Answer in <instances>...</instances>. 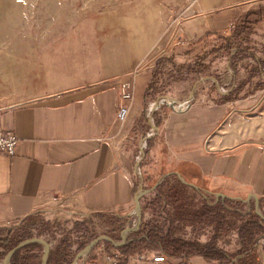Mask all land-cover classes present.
<instances>
[{
    "label": "crops",
    "instance_id": "crops-1",
    "mask_svg": "<svg viewBox=\"0 0 264 264\" xmlns=\"http://www.w3.org/2000/svg\"><path fill=\"white\" fill-rule=\"evenodd\" d=\"M261 6L264 0H189L169 24L156 18L148 24L144 18H128L126 29H137L138 35L126 38L121 50L112 47L102 54L94 79L36 102L0 106V133L11 132L19 138L14 155L0 152V264H5L9 244L23 234H30L23 240L40 237L50 244L47 264H72L77 253L100 235L119 241L124 229L137 223L133 213L139 190L136 166L143 144L147 149L140 168L144 186L151 189L141 199L143 222L159 224L164 234L171 227L176 239L215 246L226 258L209 260L187 250L177 257L165 253V262H140L142 252H164H126L123 246L102 240L77 264H112L104 258L103 245L109 255H118V264H236L234 258L238 264H264V245L249 249L240 241L238 250L244 251L232 254L231 246L222 241L228 230L239 236L244 214L237 206L255 201L252 194L259 197V209L264 211V144L236 141L237 136L229 131L235 103H247L255 96L253 88L246 89L257 70L251 65L242 67L251 58L245 55L238 60L240 82L234 92L224 93L215 86L195 93L185 111L164 108L152 118L147 112L166 94L163 89L180 86L189 93L193 84L183 83L188 78L193 81L206 70L226 67L228 59L223 62L212 49L221 46L218 37L232 36L249 12L257 18L250 35L256 50L252 57L264 61ZM147 9L155 7L150 4L143 10ZM200 62L206 70L196 66ZM123 77L132 83L133 100L129 118L121 123L116 85ZM225 117L229 118L221 124ZM150 121L155 123V135L149 134ZM174 171L198 190L195 193L190 186V195L185 197L186 221L179 218L178 204L165 197L155 203L161 191L177 183L173 177L179 178L169 174ZM249 196L248 202L236 198ZM200 209L202 216L194 217ZM43 213L66 225L55 230L20 226ZM28 245L16 262L25 256L32 264H42L44 245Z\"/></svg>",
    "mask_w": 264,
    "mask_h": 264
},
{
    "label": "rangeland",
    "instance_id": "rangeland-1",
    "mask_svg": "<svg viewBox=\"0 0 264 264\" xmlns=\"http://www.w3.org/2000/svg\"><path fill=\"white\" fill-rule=\"evenodd\" d=\"M188 1L0 0V106L36 102L51 93L94 79L96 72L100 71L102 54L112 50V47L121 50L126 38L138 35L137 29H126L128 18H144L145 24L149 23L150 18H156L162 19L164 25L169 24L177 20ZM150 4L155 9L144 11ZM256 19L253 12L248 13L250 31L238 37L236 44L221 55L223 62L228 59L226 67L210 73L205 69V74L194 77L193 81L188 78L183 83H189L190 87L193 84L195 93L215 86H219L217 88L221 92L232 93L237 88L238 81L240 82L238 60L248 55L252 61H243L242 67L251 65V69L255 68L257 73L246 91L253 88L255 96L247 103H235V116L231 119L229 131L237 136L236 141L254 140L264 144V64L259 62L262 59L256 61L252 57L256 56V50L250 39L254 25L257 24ZM217 43L219 45L220 42ZM161 87H164L163 84ZM163 90L166 94L156 99L159 100V109L151 108L147 112L153 115L164 108L174 112L182 111L191 91H182L180 86L169 91ZM244 93L245 91L239 100H242ZM169 104L174 105V108ZM227 118L229 117H225L221 124ZM153 124L155 123L150 121V135L156 134H152ZM146 149L142 148L139 153ZM138 170L145 176L141 168ZM137 177L140 183V178L138 175ZM231 207L235 209V206ZM254 208V200L247 206H237L244 214L243 222L250 219L249 216L256 219L252 215ZM260 211L264 212L262 208ZM259 222L264 227L262 221ZM65 225L63 220L54 221V218L43 213L34 217L33 221L22 222L20 226L27 230L34 227L55 230ZM16 232L14 235L19 234ZM222 241L231 246L229 249L232 254L243 250H238L240 237L230 230ZM256 245H264V235L257 234L252 241L243 244V247L250 249Z\"/></svg>",
    "mask_w": 264,
    "mask_h": 264
},
{
    "label": "trees",
    "instance_id": "trees-1",
    "mask_svg": "<svg viewBox=\"0 0 264 264\" xmlns=\"http://www.w3.org/2000/svg\"><path fill=\"white\" fill-rule=\"evenodd\" d=\"M259 13L261 20H264V6L260 7ZM250 26L251 25L249 21H246L243 25H239L236 27L232 36L218 37V39L222 41V44L221 46L214 47L212 49V53H216V56L223 55V53L227 52L232 47V45L236 44L238 37H241L250 31ZM259 62L262 65L264 64V61L262 60H259ZM196 66H198L200 70L205 69V65H203V63L201 62L196 64ZM173 178L177 181V183L170 187L168 190L161 191L158 197L156 198L155 203H160V200L165 197L168 202H172L176 205L178 204L179 218L183 221H186L188 205L185 202V197L188 194L190 195V186L184 184L182 181H180V179H177L175 176ZM194 192L197 193L198 190L194 188ZM252 215L256 219H253V217L250 216V219L243 222L242 225L239 227V237L243 244H245L247 241H252L257 234H262L264 232V227H262L259 222L261 220L264 224V220L253 211ZM196 216H202L201 209L195 214L194 217ZM170 221L173 222V219L171 220V217ZM227 221L229 223V219H227ZM28 236H30V234H23L17 240L9 244L7 252L12 249L13 246H15L18 242ZM26 247L27 246L21 248L13 255V257L11 258V264H32L30 257L25 256L21 257L19 263L16 262L17 258L20 255V252ZM121 249L126 252H136L138 250H159L168 254L171 257H177L182 252H186L188 250L190 254L201 255L209 260H222L226 258V253L216 248L215 246L200 245L198 243H188L185 240L174 238L171 235V227L167 231V233L164 234L163 229L160 227V225L157 223H152L151 221L143 222L140 230L136 232V235H132V237H130L128 242L123 245ZM50 258L51 254L49 256L48 263L50 261Z\"/></svg>",
    "mask_w": 264,
    "mask_h": 264
},
{
    "label": "water",
    "instance_id": "water-1",
    "mask_svg": "<svg viewBox=\"0 0 264 264\" xmlns=\"http://www.w3.org/2000/svg\"><path fill=\"white\" fill-rule=\"evenodd\" d=\"M205 79V78H204ZM212 79V78H211ZM194 93H195V89L193 88L186 100V104L187 106H190V103L192 102V99L194 97ZM171 105V107L174 108V105ZM159 106V100L155 101L153 104V109H156ZM151 118H152V114H151ZM142 150V149H141ZM145 156V152L142 151V155L140 157V159L138 160L137 166H136V174L139 176L140 178V183H139V190L136 193L135 197H134V201H135V207H134V211L133 213L136 215L137 217V223L135 225H133L132 227H126L123 231V233L121 234L120 240L117 241L114 238H112L111 236L108 235H100L97 238H95L94 240H92L89 244H87L82 250H80L73 263L72 264H77L78 259L84 255L85 253L89 252L90 250H92L100 241L102 240H106L110 243H112L114 246L116 247H121L123 246L127 241H128V237L130 234L136 233L137 231L140 230L142 223H143V213H142V205H141V199L147 195L148 193L151 192V189H146L144 186V175L138 170L140 168V164L142 159ZM170 175L174 174L176 175L184 184H187L191 187L197 188V186L193 183L188 182L187 180H184L182 178V176L180 175L179 172L174 171L169 173ZM219 195L223 196V197H227V198H231L230 196H227L224 193H219ZM251 196L255 197V213L257 215H259L263 220H264V214L260 211L259 209V197L256 194H252ZM238 200H241L243 202H248L250 200V196L243 199L241 197H236ZM32 242H40L44 245V255H43V260H42V264H47L48 262V254L50 252V244L43 238L40 237H31L28 239H25L23 241H20L17 245H15L6 255L5 257V264H7V262L13 257V255L20 250L21 248H23L24 246L32 243Z\"/></svg>",
    "mask_w": 264,
    "mask_h": 264
},
{
    "label": "built area",
    "instance_id": "built-area-1",
    "mask_svg": "<svg viewBox=\"0 0 264 264\" xmlns=\"http://www.w3.org/2000/svg\"><path fill=\"white\" fill-rule=\"evenodd\" d=\"M116 87H117V101L119 103V107L117 110V120L123 123L127 121V119L129 118L130 110L132 107V100H133L132 83L129 80H127L125 77H123L119 79ZM159 107L160 106H158L156 110H158ZM186 109H187V104L185 102L182 111H185ZM156 131H157L156 127L153 124L152 134H155ZM18 143H19V138L14 133L11 132L0 133V152H6L12 156L16 152ZM144 147L143 145H141V149ZM141 155H142V151L138 156V160L140 159ZM166 205H167L166 202H163V206L165 207ZM161 215L165 220L167 215L165 208L162 210ZM102 252L104 254V258L106 261L112 264L119 263L118 255H113V256L109 255L108 249L105 245H103L102 247ZM166 259L167 258L165 253L152 254L150 252H142L138 255V260L140 262L161 263V262H165ZM234 262L237 264L238 260L235 259Z\"/></svg>",
    "mask_w": 264,
    "mask_h": 264
},
{
    "label": "bare ground",
    "instance_id": "bare-ground-1",
    "mask_svg": "<svg viewBox=\"0 0 264 264\" xmlns=\"http://www.w3.org/2000/svg\"><path fill=\"white\" fill-rule=\"evenodd\" d=\"M163 100V99H162Z\"/></svg>",
    "mask_w": 264,
    "mask_h": 264
}]
</instances>
